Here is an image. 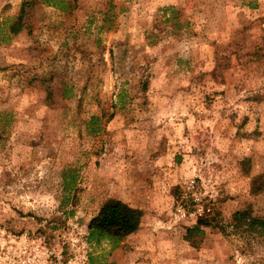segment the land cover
Returning <instances> with one entry per match:
<instances>
[{"label":"rangeland","instance_id":"rangeland-1","mask_svg":"<svg viewBox=\"0 0 264 264\" xmlns=\"http://www.w3.org/2000/svg\"><path fill=\"white\" fill-rule=\"evenodd\" d=\"M260 174L264 0H0V264H264Z\"/></svg>","mask_w":264,"mask_h":264},{"label":"trees","instance_id":"trees-1","mask_svg":"<svg viewBox=\"0 0 264 264\" xmlns=\"http://www.w3.org/2000/svg\"><path fill=\"white\" fill-rule=\"evenodd\" d=\"M22 16L17 17L8 27V34L16 35L20 32L23 23ZM92 120L95 117L91 118ZM251 193H264V175L260 174L251 180ZM142 212L139 209L130 207L117 199L105 200L97 214L89 221L87 226V241L97 244L105 240L115 246L128 236L135 233L139 227ZM232 228L242 233H248L257 237H264V218L252 216L249 209L236 210L231 216ZM203 226H211V220L205 217L197 218L194 228H187L185 239L191 245L196 243L191 239L193 229H200Z\"/></svg>","mask_w":264,"mask_h":264}]
</instances>
